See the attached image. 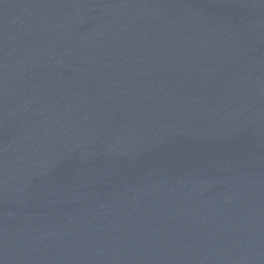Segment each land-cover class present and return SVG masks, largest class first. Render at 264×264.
<instances>
[{"label": "water", "instance_id": "95a60500", "mask_svg": "<svg viewBox=\"0 0 264 264\" xmlns=\"http://www.w3.org/2000/svg\"><path fill=\"white\" fill-rule=\"evenodd\" d=\"M0 264H264V0H0Z\"/></svg>", "mask_w": 264, "mask_h": 264}]
</instances>
